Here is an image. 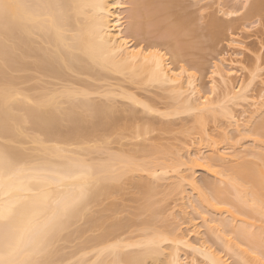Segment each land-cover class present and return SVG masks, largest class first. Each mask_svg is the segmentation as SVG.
Wrapping results in <instances>:
<instances>
[{
	"label": "bare ground",
	"instance_id": "obj_1",
	"mask_svg": "<svg viewBox=\"0 0 264 264\" xmlns=\"http://www.w3.org/2000/svg\"><path fill=\"white\" fill-rule=\"evenodd\" d=\"M224 1L217 0V3H224ZM226 1L229 2V0ZM20 2L59 3L64 7L22 9L15 13L16 18L9 22L6 32L4 23L0 21V88L7 84L11 88L18 89V98L7 121L3 111L0 110V147L7 144L10 150L16 152L27 163L47 165L51 169L61 168L68 156H87L96 166V175L107 177L91 187L82 206L47 241L49 248L53 250V257L57 260V264H110L112 257L107 252L100 251L107 244L122 245L121 251L128 253L130 257L140 255V249L151 239L152 229L159 225L157 218L159 217V220L162 218L160 214L163 210L157 208L155 203L159 201L155 199L158 198V194H164L162 186L167 178L171 179V183L168 184L170 188L168 187L169 190L167 189L165 193L169 191L171 194L166 193L165 197L172 196L176 191L183 201L178 209L175 200L176 204L172 209L175 207L178 210L170 214L176 215L174 216L176 220L173 219L175 222L172 223L165 217L168 221L167 228L171 229L172 225L182 221L183 226L173 233L175 239H186L188 244L207 251L205 255H201L193 252L192 248L179 244L165 247L158 254L145 257L146 260L155 261V264H171L175 258L176 264H189L193 260L197 264H211V260L215 259L223 261L224 264H232L228 256L221 255V251L209 244L212 240L218 241L217 244L221 245H218L219 248H222L226 254H231L232 257L229 256L232 260L236 259L235 264H245L246 261L249 264H257L251 252L255 249L259 255V248L262 245L260 237L264 234V212L260 210L261 201H264V142H262L264 136L261 135L264 131V94L258 95L251 89L252 82L258 77V73L255 78L252 76L250 81H247L243 74L245 71L243 56L247 50V40L251 36L233 34L238 36V40L233 41L230 38L227 51L218 55L213 62L208 77L209 85L207 84L205 89L203 86L205 84L199 83L198 77L194 82V95L188 96L189 89L186 84L183 88L172 85L161 87L148 85L146 80L142 79L144 73L149 71L148 65L143 63V58L148 57L149 61L151 60L148 56L150 49H145L142 53L126 52L125 57L134 55L140 57L141 62L129 63L120 71H107L96 62L94 56L105 55L110 47L106 43L99 44L98 38L102 37L105 42L109 40L114 42L117 39V35L109 28V24L115 25V19L110 20L104 15L102 9L87 10L77 5L105 4L108 0H20ZM143 2L152 5L162 0H143ZM168 2L183 1L168 0ZM231 2L235 3L236 0ZM173 14L177 18L184 15L176 11ZM121 15H123L121 12L111 13L113 18ZM164 23V19L153 21L155 26ZM257 35L255 34L256 37ZM241 42L243 46L239 47ZM176 43L178 41L173 40L168 47H174ZM189 46L185 45L187 48L191 47ZM221 57H223L222 61ZM120 59L117 57L116 62ZM181 61L180 63H183ZM214 67L216 76H213ZM178 70L173 64L172 71ZM25 72L27 73L24 74ZM172 79L180 78L172 76ZM101 85L104 86L105 91L111 90L114 100L115 97L126 99L124 97L126 93L128 94L126 100L131 105H148L151 113L153 111L159 113L163 111L162 109L166 110L163 112L167 116L194 113L193 122L197 124L198 130L200 129L201 135L204 136L210 135L205 124L206 120L213 119V122L214 120L216 122L221 115L227 120L225 124L228 123L225 126L227 129L223 128L225 134L229 136L228 133H230L231 139V133L236 132L235 135L240 133L238 136L243 135V139L248 134L247 137L253 140V143L249 141L250 144L249 142L242 144L241 140H238L240 142L236 141V143L241 146L233 148L230 147L231 141L226 139L227 136L224 140L228 141L230 146L224 148V146L218 147L219 142H213L215 139L210 136L209 138L213 139L212 144L209 140L211 145L209 142L206 143L208 140L205 139L204 143L203 139L201 142L200 139L199 141L191 139L193 140L191 145L183 149L180 147L179 151L175 152L176 157H172L175 160L170 159L166 151L156 147L143 146L138 150L126 152H123L125 150L113 151L111 148L107 152L100 151L97 145H94L98 139L92 141L95 133L98 130L100 133V129L115 130L114 123H117L119 125L117 128H120L121 120L127 118L125 116L124 118L123 114V118L118 114L122 118L119 119L121 122H115L118 120L115 103L111 105L100 103V99L104 98H100L103 96ZM213 86L216 96H210L208 105H205L200 98L201 94L209 96ZM150 87L167 94L172 101L166 104L167 109L161 108L159 111V107L156 108V105L146 101L147 99L144 100L143 93L139 96L135 91V89H141L148 92ZM82 93H88V96L85 97L81 95ZM98 93L101 95L97 96L96 100L94 94ZM131 105L125 107L129 111L123 110L129 113L131 111V114L135 115L134 112L137 110L134 109L135 107L131 108ZM245 105L250 110H244ZM236 107H244L242 113L247 114L249 111L246 119L237 115ZM194 109L199 111H193ZM90 112L93 114L89 115ZM127 120L125 122H128ZM218 126L220 127L216 125ZM141 127H135L137 128L136 132H133L135 136L140 137L143 133L146 134L147 130L144 129H148L147 125L144 129ZM102 132L101 136L98 135L100 138L105 133L103 130ZM91 143L93 145H89ZM199 143L207 145L201 144V147ZM244 144H247L245 147L249 146L245 148ZM241 147L245 149L241 150ZM231 148L234 149L233 153L230 152ZM204 149H209L208 153H205ZM95 152L100 154L95 155ZM102 152L104 155L101 154ZM249 156L257 158L261 164L248 160ZM180 161H186L188 165H191L190 170L174 171ZM196 167L212 173L211 175H215L217 180L213 181L208 179L209 177H204L199 181L195 176L196 172L193 171ZM127 178L135 180L139 187L140 198L143 201L139 209L141 212L145 210L144 213L149 211L153 218L156 217L154 220L158 221L157 226L151 218L143 219L144 221L140 219L137 223L131 218L121 220L122 217L115 218L113 221L112 218L118 215L112 213L117 212L118 209L113 207L115 203L111 206L113 209L102 207L104 203L102 199L112 197L114 192L120 189L119 183ZM218 181L224 185H220ZM186 185L191 189L189 190L191 194L186 190ZM204 188L210 193L205 192ZM180 199H177L178 203H181ZM99 203L102 204L99 206L103 209L99 210V208L95 211L96 208L93 206ZM160 203L162 206V201ZM193 209L199 210L196 218L200 219V223L186 235L184 229L193 222ZM108 215L113 217L110 219ZM203 217L207 218V223H204ZM106 220L109 224L104 226ZM17 226L21 229L27 227L23 221L18 222ZM99 227L103 229L96 235L85 236L87 235L85 233L91 230L93 233V230ZM97 231L98 229L95 232ZM77 240L79 242L76 243Z\"/></svg>",
	"mask_w": 264,
	"mask_h": 264
},
{
	"label": "snow or ice",
	"instance_id": "obj_2",
	"mask_svg": "<svg viewBox=\"0 0 264 264\" xmlns=\"http://www.w3.org/2000/svg\"><path fill=\"white\" fill-rule=\"evenodd\" d=\"M59 3H22L20 0H0V21L4 23V30L10 21L16 18L15 13L20 10L32 9H60ZM81 9H102L109 19H115V25L109 28L117 35L116 41L105 42L102 37L98 43L110 46L105 55L95 57L99 65L107 71H120L132 62L140 63L141 58L125 53L143 52L150 49L148 57L143 63L148 65L149 71L142 79L148 85L177 86L183 88L186 84L188 96L194 95V82L199 76V61L188 55L190 45L201 52L211 50L214 37L224 33V39L238 40L233 32L243 35L253 33L258 29L264 37V0H229L228 3H213L211 0H183L180 3H169L162 0L157 4L148 5L143 0H108L105 4L82 3L77 5ZM183 9L184 15L177 18L175 9ZM112 12H121L118 18L111 16ZM164 19L165 23L155 26L153 21ZM173 40L178 43L168 47ZM119 45V46H118ZM159 45V47H157ZM242 47V42L238 45ZM163 49V51L161 50ZM167 53V57H165ZM121 58L116 62V58ZM221 61L223 57L220 58ZM183 60L184 63H180ZM173 64L179 69L172 71ZM264 76V69H258ZM121 74H123L121 72ZM213 68V76H216ZM255 78L256 73H252ZM172 76L180 79H172ZM103 93L101 104L116 103L111 90ZM183 94V93H181ZM81 95L87 97L88 93ZM98 93L97 96H100ZM215 95L214 86L209 96L201 94L205 105H208L210 96ZM127 99L128 94H124ZM18 98V89L7 84L0 88V110L5 120L12 113ZM87 102V101H85ZM146 112L151 111L148 105L142 104ZM193 111H199L194 109ZM93 113H89L92 115ZM165 115V113H160ZM264 136V131L261 132ZM111 141L101 137L97 143L100 151L107 152L111 148ZM195 160V158H193ZM191 165L180 161L174 171L190 170ZM107 177L96 175V166L87 156H68L61 168L51 169L47 165H32L24 161L16 152L5 144L0 147V264H57L53 257V250L47 241L61 228L65 221L82 206L88 197L89 190L95 184ZM261 212H264V201H261ZM198 209H193V222L186 229L185 234L192 232L200 220ZM204 223L207 218L203 217ZM23 221L27 227L21 229L18 222ZM168 221L161 218V223L152 229L151 239L140 249V255L130 257L122 252V245L107 244L100 251L107 252L112 259L110 264H155V261L146 260L149 255L158 254L165 247L183 244L192 248L193 252L206 254V249L188 244L187 240H176L173 233L183 226V222L167 228ZM231 239V237H229ZM262 245L259 255L253 249L251 255L256 258L257 264H264V234L260 237ZM223 255V253H221ZM210 258V257H209ZM211 259V258H210ZM171 264H176L175 258ZM189 264H197L195 260ZM211 264H224L223 261L211 260ZM249 264V262H245Z\"/></svg>",
	"mask_w": 264,
	"mask_h": 264
},
{
	"label": "rangeland",
	"instance_id": "obj_3",
	"mask_svg": "<svg viewBox=\"0 0 264 264\" xmlns=\"http://www.w3.org/2000/svg\"><path fill=\"white\" fill-rule=\"evenodd\" d=\"M181 1H183V0H181ZM211 2L217 3V0H211ZM225 2L228 3V1H226V0L224 1V3ZM175 11L176 12L184 13V10L183 9H179V8L175 9L174 12ZM235 33L236 34H239V32H233V34H235ZM253 33H254V36H253ZM253 33H251L252 35L250 33H247V32H245L243 34V36H245V37L248 36V34H249V36H251L247 40L249 43L247 42V45H248L247 46V50L245 51L244 56H243V58H244L243 65L245 66V71L243 72V74H244L245 78H247V81H250L252 79V76H253L252 73L253 72L259 74V75L257 74L258 77L252 82L251 89L254 91V93H256L258 95H261V94H264V76L261 75V73H260V71H258V69H264V37L261 36V34H260V32H259L258 29L254 30ZM255 34H258L257 37L255 36ZM217 35L214 37L213 43L211 45V50L208 51V52L198 51V50H196L194 48H191L188 45L190 47L189 48L188 55L196 58L199 61V64H200V70H199V76H198L199 77V83L201 82V84H205V85H203L205 87V89L207 87L206 85L209 83L208 82L209 81V78L208 77L210 75L213 62L215 61V59L217 58L218 55H221V54L225 53V51H227V49H228V45L227 44L229 43L230 38H228L227 40H225L224 39V33L223 32H219ZM261 40H263V42ZM181 62L184 63L183 60ZM26 73L27 72H25L24 74H26ZM32 83H34V82H32ZM147 89H146V91H147ZM135 91L138 92V95L139 96L142 95V93H143L144 94L143 96H145V97H143L144 100L147 99L146 101L151 102L152 104L156 105L157 106L156 108L159 107V111L161 110V108H165L166 107V104L171 101L169 99V97H167V94L166 93H164L162 90H158L157 88H151L150 87L148 92H145V91H143L141 89L140 90L139 89H135ZM139 93H141V94H139ZM94 95H95V99H96L97 94H94ZM94 95H92V97ZM214 96H216V94ZM100 98H103V96L100 97ZM100 100H102V99H100ZM116 100H117V102L114 104L117 107V108L116 107L115 108L118 110L116 112V114L117 115L119 114L121 117H122V114H123V117L124 116L127 117L126 120L128 119L127 120L128 122H125L126 120H124V119H123L124 121L121 120L123 117L120 118V116L118 115L117 116V119L118 120L116 119L117 121H115V122H121L122 121L120 123L121 124L120 125V128H117V125L118 124L117 123H114L116 125V127H115V125H113V128H115V130L112 129L111 130L112 132L109 131L111 128H109V130L106 129L108 132L106 130H104V129H100L101 132L99 133V130H98L96 132L97 134L95 133V136L92 137L93 138L92 141L96 140V138H97L98 140H97L96 143H98L99 138L101 136V133H103L102 130L104 132L106 131L105 133H106V135L108 134L107 137L111 141V145H112L111 146V150H113V151H121V152L123 150H125L123 152H126L128 150L135 151V150L140 149L143 146H145L146 148L156 147V148H159V149H161L163 151H166L167 152L166 155L170 156L171 157V158L169 157L170 159L175 160V159H173V158L176 157V155H175L176 153L175 152L176 151H179L180 147L182 149L184 147L186 148L194 139H196L197 141H199V139H200V142H201V139H203L202 140L203 143L205 142V140H208L206 143H208L209 140H211V144H212V140L215 139V141L213 140V142L218 141L219 142L218 147H221V146L223 147L224 146V148H227V147L229 148L230 145H231L230 147H233V148H234V146H238V145L241 146V144H238L240 142L238 140H241V143L242 144L251 141L247 137L248 136L247 133H246L247 136H245L244 139H243V137H244L243 135H241L242 137L241 136L240 137L238 136V134H240L238 132H237L238 134H236L238 136L237 137L235 135V133H236L235 130H234L235 133H231L232 134L231 135L232 136V139L230 138V133H228L229 136L227 134H225V132L223 131V128H225V126H227L228 123L225 124L227 122V120H226V118H223V116H221V115H220L221 118H220V116H218V119H217L218 121L216 120V122H215V120L213 122V119L212 120H206V122H205L206 127L210 131V133H209L210 135L209 136H210V138H213V139H210L209 136L201 135V133L199 131L200 129L198 130L197 124L193 122L194 115H195L194 113L193 114L192 113H187L188 115L186 113L185 114L182 113V114H178V115L173 114L172 116H167V114L160 115V113L166 112V110L164 111V109H162L164 112L163 111H160L159 113L158 112L156 113V111H153L152 113L151 112H147L146 113V111L139 104H135L136 106H133L134 104L131 105L129 103V101H127L126 99H121L119 97H117V98L115 97V101ZM126 105H129V106L131 105V108L132 107L133 108L135 107L134 109H136L137 112L135 110H134L135 112L134 111L133 112L136 113L135 114L136 116L134 114H131L132 113L131 111H130V113L124 111V110L129 111V110H127L125 108ZM245 106H244L245 107L244 110H246V109H249L250 110V108L247 107V105H245ZM244 107H238V108L236 107L237 108V112L236 113H237V115H240V118L243 117V119H246L247 118V114H248L249 111L247 110L248 111L247 114L246 113H242V110H243ZM131 108H130V110H131ZM116 109H115V111H116ZM128 109H129V107H128ZM165 109H167V108H165ZM167 111H169V110H167ZM119 119L121 121H119ZM127 123H129L130 126H129V124L127 125ZM146 125H147V128L148 129H144V127ZM216 125H220V127L219 126L216 127ZM123 126H125V128ZM136 126H137V128L138 127L140 128L142 126L143 129L144 130H147L148 133L145 132L146 134L143 133V135H141L140 137L135 136L136 134L134 135L133 132H136V129H137V128L135 129ZM118 127H119V125H118ZM225 129H227V128H225ZM105 133H104V135L102 134V137H104V136L106 137ZM99 134H100V136H98ZM94 137H95V139H94ZM225 137H227L226 139H228V141H231V144L230 145L228 144L229 143L228 141L224 140ZM92 138H90V139H92ZM191 139H193V140H191ZM236 141H238V143H236ZM218 142H216V143H218ZM251 142L253 143V140ZM251 142H249V144ZM262 142H264V139H263ZM96 143H94V145H97ZM203 143H201V144H203ZM206 143L203 144V145L204 146L207 145ZM209 144H210V142H209ZM209 144H208V146H209ZM89 145H93V144L91 143ZM245 145H247V144H244L243 146L245 147ZM251 145H253V144H251ZM204 146H203V148H205ZM248 146H246L245 148H247ZM198 147H199V145H198ZM201 147H202V145H201ZM244 147H241L242 148L241 150L245 149ZM176 148H178V149H176ZM236 148L238 149V147H236ZM236 148H235V150H237ZM208 150L207 149H204V152L205 153H208L207 152ZM182 151H184V150H182ZM230 152L233 153L234 152V149L232 150V148H231ZM98 154H100V152L99 153H96L95 152V155H98ZM101 154L104 155L103 152ZM173 156H175V157H173ZM167 158H166V160H169L170 161V159H167ZM247 159L248 160H253V162L255 161L256 163L261 164V161L258 160L257 158H254V157H250L249 156V157H247ZM193 171L196 172L195 173V176L199 179V181H200V179L202 180V178H204V177L205 178H208L209 177L208 179H210V180L213 179V181L214 180H217V179H215V175L214 176L211 175L212 173L208 172L207 170H204V169H201V168L199 169V168L196 167V168L193 169ZM219 179L220 178H218V180ZM166 180L167 181L164 180L165 182L163 181L164 182V185L162 184L163 185L162 186V189L163 190L160 189V191L162 190L165 195L167 193V192L165 193V191L167 189L169 190V188H170L168 184L171 183L170 182L171 179L167 178ZM161 183H162V181H161ZM218 183L220 185H224L223 183H220V181H218ZM119 184L121 185L120 186V189H118L119 191L116 189L117 191L114 192L115 193V194H113L114 196L113 195H112V197L109 196L110 199L109 198H106L107 199L106 200L105 198H103L102 200H104V203H103L104 206L99 203V204H97V206L96 205L93 206L94 208H96V210L94 208H93V210L97 211V209H99V208H100L99 210H101L102 207L103 208H105V207H109L110 208L112 206V204L115 203V205L117 204L118 206L117 205L116 206L114 205L113 207H116L118 209H117V212L114 210L115 212H112V213L114 215L115 214H118V215H115V217L108 215L110 217V219L113 217L112 218L113 221H114L115 218L116 219H119V218L122 217L121 220H123L125 218H131V220L134 219V222H136V223L140 219H142V220L143 219L149 220L150 218H151V220L153 219V222H154L155 221L154 219H156V217L153 218L154 216L152 217L150 215L149 211L146 212L149 216H146L147 214L144 213L145 210L143 212H141V209H139L140 208V205H142V202L143 201H142V198H140V194H139V191L140 190H139V187L137 186L136 181L135 180H131L130 178L129 179L127 178L126 180H124V182H120ZM186 190H188V192H189V190H191L188 185H186ZM203 190H205V188ZM205 192L210 193V191H208L207 189L205 190ZM169 193L171 194V192L168 191L167 194H169ZM164 194L163 193H160V194L157 195L158 198H156V197H155L156 199L154 198L155 200H157V202L159 201L157 203L158 205L156 203H155V205L157 206L158 209L162 208V210H163L162 211V214H160V212H159V214L161 215V217L162 218H165L166 217L167 220L169 219L173 223V222H175V221H173V219L176 218V217L174 218V216H176V215L170 214V213H173V211L176 212L180 208V205L182 204L183 201L180 199V196L178 197V194L176 193V191L173 193L172 196L168 195V198H166ZM176 198L177 199H180V202L181 201L182 202L181 203H178V201H177ZM164 199H165V201H163ZM175 200H176L177 204L175 203ZM160 201H162V206H161ZM107 204H110V205H107ZM175 204L177 206L176 208L179 207L177 210L175 209V207H174V209H172V207L175 206ZM99 205H102V207L99 206ZM111 209H113V208L111 207ZM111 211H113V210H111ZM155 211H156V209H155ZM108 213L110 215H113L110 212H108ZM192 213H191V215H192ZM157 219H158L159 222L158 221H155L154 223L158 222L160 224L161 223V220H159V217ZM178 219L179 218L177 217V220ZM107 220H106V223H104V226H106L107 224H109V221H107ZM170 221H169V223H170ZM110 223H111V220H110ZM158 223H156V226L158 225ZM102 226H103V224H102ZM97 229H98V231L95 232ZM102 229H103V227L96 228V230H93V233H92V230H91V232L85 233V234H87L85 236H88V234L89 235H93V234L96 235ZM77 242H79V240H77L76 243ZM217 243H218V241H212V240L209 241V244L213 245V247H216V249L218 251H221L223 253V255L225 254L226 256H228L227 258L229 259V261L232 264H235L236 259L232 260L231 254H226L225 251L223 252L222 251L223 249L222 248H219V246H218L220 244H217ZM74 244H75V241H74ZM74 244L72 242V245H74ZM69 245H71V244H69Z\"/></svg>",
	"mask_w": 264,
	"mask_h": 264
}]
</instances>
